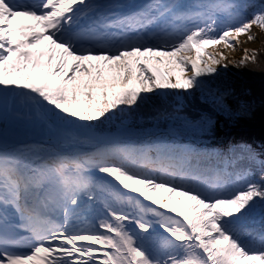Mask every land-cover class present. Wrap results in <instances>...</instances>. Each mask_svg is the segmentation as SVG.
I'll return each mask as SVG.
<instances>
[{"label":"snow or ice","instance_id":"6c2138e0","mask_svg":"<svg viewBox=\"0 0 264 264\" xmlns=\"http://www.w3.org/2000/svg\"><path fill=\"white\" fill-rule=\"evenodd\" d=\"M253 28L256 0H0V264H264V227L246 229L264 220V153L96 131L255 63L224 54Z\"/></svg>","mask_w":264,"mask_h":264},{"label":"bare ground","instance_id":"6f19581e","mask_svg":"<svg viewBox=\"0 0 264 264\" xmlns=\"http://www.w3.org/2000/svg\"><path fill=\"white\" fill-rule=\"evenodd\" d=\"M252 33L256 36L255 41L241 43L235 50H224V54L231 60L240 61L244 56L245 48L255 50L258 53L255 63L249 62L246 67H233L230 65L227 69H221L220 74L214 79L205 78L208 83L207 86L214 85L218 94L225 93L229 104L233 107H243L245 102L252 98L264 105V32L253 28ZM240 39L246 41V37L244 36ZM242 113L248 116L247 118L235 120L238 128L233 133L237 134L240 138L252 139V141L257 142L254 136L264 134V111L260 110L258 113L244 111ZM230 132L232 130L229 127V120L226 119L220 124L221 138L226 140L229 138ZM153 133L157 132L149 131L146 134L131 132L128 123H124L119 126L116 132L98 134L108 140L131 143ZM177 139L178 141L186 140L180 134H177ZM9 141L10 143L15 142L19 146L34 143L29 139L20 141L16 135L13 136L11 134Z\"/></svg>","mask_w":264,"mask_h":264},{"label":"rangeland","instance_id":"374dc122","mask_svg":"<svg viewBox=\"0 0 264 264\" xmlns=\"http://www.w3.org/2000/svg\"><path fill=\"white\" fill-rule=\"evenodd\" d=\"M20 22L28 23V21L21 19ZM16 21H14V24ZM208 84V83H207ZM207 88H210L213 90V92L217 93L214 85L207 86L205 92L190 90L194 94L188 95V94H182L179 98L175 95L170 96L174 102V108L175 110L180 109V105L184 106L185 108H188L190 104L194 106H198L194 103V98L197 97L199 101L202 103H209L212 104L210 101L206 99L207 97ZM218 94V93H217ZM223 98V107H218L216 105H212L209 108V111H203L200 109H194L190 106L191 109L197 111V113L200 115V117H197L194 114L188 115V114H179L182 117L187 118L188 121L193 122L194 124H198L197 129H185L181 122L178 120H175L174 117H172L169 120H165L166 123H164V127L159 126H151L148 128L149 131H166L168 129H176L177 134L182 135L186 139V143H191L192 145H198L200 147H205L206 145H213L217 144L220 148L223 149H229L231 146H239V145H249L251 146L257 153H264V134L262 133L259 135L254 136L257 142L252 141V139H244L237 136V134H234V130L237 127V124L235 120L247 118L248 115H245L244 111H252V113H258L260 110L264 111V105L262 103H259L255 99H250L245 102L243 107H233L231 104H229L227 100V96L225 93L219 94ZM168 97V96H167ZM188 99V102H187ZM192 111V110H190ZM226 119L229 120V127L232 130L230 132L229 138L226 140H223L221 138L220 134V124L221 122H224ZM210 122V123H209ZM128 123L129 130L131 132H144L146 130L136 129L133 128L130 124V121L128 119H123L119 121L117 118H113L110 121H106L104 124H100L99 127L96 129L97 133L99 134H106V133H112L116 132L120 125ZM12 135V134H11ZM16 137L21 141L24 139H29L30 141H33L34 143H43L47 138L42 136L39 133H32V132H19L15 134ZM247 138V137H246ZM261 158H264L262 156Z\"/></svg>","mask_w":264,"mask_h":264},{"label":"trees","instance_id":"16d2710c","mask_svg":"<svg viewBox=\"0 0 264 264\" xmlns=\"http://www.w3.org/2000/svg\"><path fill=\"white\" fill-rule=\"evenodd\" d=\"M256 2L264 3V0H256ZM194 103L196 105L198 104L199 107L190 104L188 105L189 106L188 108H185L184 106L180 105L178 114H188V115L194 114L197 117H200L197 111L191 109L190 106L194 109L209 111V108L213 105L209 103H202L201 101L198 100L197 97L194 98ZM174 105L175 104L170 96L152 97L151 99H148L143 103H141L139 107L130 110L125 115L117 116L115 118H117L119 121L123 119H128L133 128L141 129V130H146L151 126L164 127V123H166L165 120H169L177 114V110H175ZM192 146L202 151L215 150L218 152H225L228 150V149L220 148L218 145H208L207 147H200L198 145L193 144ZM254 171L258 173L259 170L254 169ZM261 227H264V220H262L259 216L256 217L254 221L249 222L246 225V229L249 230L252 228H261Z\"/></svg>","mask_w":264,"mask_h":264},{"label":"water","instance_id":"95a60500","mask_svg":"<svg viewBox=\"0 0 264 264\" xmlns=\"http://www.w3.org/2000/svg\"><path fill=\"white\" fill-rule=\"evenodd\" d=\"M154 131H155V130H154ZM147 132H148V129H146V131H144V132L142 131L141 133H142V134H146ZM155 132L159 133V132H163V131L156 130ZM180 142L186 143L187 141H186V140H185V141L182 140V141H180ZM213 145H217V144H213ZM206 146H208V145H206ZM218 146H219V145H218Z\"/></svg>","mask_w":264,"mask_h":264}]
</instances>
